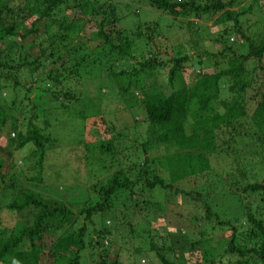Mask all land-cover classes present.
Listing matches in <instances>:
<instances>
[{
  "label": "trees",
  "instance_id": "trees-1",
  "mask_svg": "<svg viewBox=\"0 0 264 264\" xmlns=\"http://www.w3.org/2000/svg\"><path fill=\"white\" fill-rule=\"evenodd\" d=\"M144 1L152 13L163 16L148 21L146 14L147 19L142 21L140 9L135 13L134 7L129 14L136 22L125 27L122 21L126 16L117 12L111 0H0V138H8L5 149L0 147V206L15 218L12 227H0V264H79L86 249L92 264H121L116 258L106 260L105 250L110 245L104 240L111 235V229L123 237V233L134 234L135 225H142L141 231L150 237L164 231L151 227L155 213L167 221L166 225L181 226L185 216L190 220L189 205H177L176 213L168 209L169 194L193 202L209 201L203 200L201 193L204 188L211 190L209 183L216 182L234 201H243L245 194H261L264 198V177L260 182H246V166L240 162L245 157H257L264 163V73L256 72L264 66V36L253 40L244 34L238 21L242 11L231 9L236 0ZM215 15V25H229L217 33L221 49L205 53L214 71L199 72L191 81L179 82L186 57L160 59L168 39L164 34L169 25L164 23L190 19L184 24L191 37L196 34L198 20ZM39 22H43L44 29L47 26V31L41 32L46 39L34 46L35 54L30 58L19 43L25 37L34 39ZM91 24L94 30L88 37L83 32ZM229 36L237 37L240 46L235 40L229 43ZM235 46L239 51L233 50ZM250 62L258 69H250ZM92 76H103L106 87L101 89V83L90 99L84 97V90L70 89L76 82L68 87L70 82ZM4 91L13 99L23 91L22 102L26 105L32 96L29 103L39 109L36 116L46 117V105L54 104L82 122L98 117L108 138L85 147L92 152L88 159L97 169L108 171L114 167L104 182L95 180L89 188L74 183L49 194L39 178L45 150L53 149L56 142L45 133L49 123L43 119L40 128L33 123L34 117L20 118L23 112L15 100L7 101L9 107L15 108L16 116L5 120V99L1 97ZM47 98V104H43ZM102 98L118 102L114 106L119 110H114L110 120L112 124L118 122L119 128L99 116ZM78 106L81 109L77 110ZM23 124L25 129L21 130ZM135 125L141 126V141L133 149L143 157L139 163L131 162L127 154L133 142L138 141L134 137L131 145L127 140V130L132 131ZM244 140L252 145L247 146ZM25 146L32 148L28 158L34 159V176L18 172L22 165H16L13 159L11 150ZM160 152L162 170L150 171L153 158ZM225 159H231L232 166L225 167ZM214 160L221 172L211 166ZM154 194L161 195V201L147 204L148 196L153 198ZM199 207L206 220L213 218L216 225H228L217 219L206 204ZM262 215L264 208L260 206L251 211L244 205L241 210L240 227L252 240L250 248L236 242V228L231 225L224 247L220 245L222 255L215 253L216 248L198 251L197 241H179L173 232L166 233L171 235L167 245L161 242L158 247L150 239L149 248L157 264H185L187 256L195 257L193 253H198V264H214L222 256L229 258L226 264H264ZM93 216L100 218V228L93 230L90 238L86 228L92 226ZM105 216L113 223L109 230L101 222ZM191 222L198 228L194 216ZM166 257L177 262L170 263Z\"/></svg>",
  "mask_w": 264,
  "mask_h": 264
},
{
  "label": "rangeland",
  "instance_id": "rangeland-1",
  "mask_svg": "<svg viewBox=\"0 0 264 264\" xmlns=\"http://www.w3.org/2000/svg\"><path fill=\"white\" fill-rule=\"evenodd\" d=\"M130 1L131 0H111L112 5L117 10V12L121 16H126L122 21V24L125 27H130L136 22L135 18L129 14L133 11L132 8L134 7L137 9V11H134L135 13L140 9L139 19L142 21H145L147 19L146 14H148L149 17L148 21L156 20L158 16H163V14L162 16H160L156 13H152V11L147 6H145L146 1L144 0H138L139 2ZM193 1L199 2L201 0ZM224 1L227 2L228 0H222V2ZM127 7L129 8L126 9ZM231 9L234 11L236 10L237 12L242 11L243 14L239 15L238 21L246 36L251 37V39L253 40H255L259 35L264 36V2H262V0H236L235 5ZM71 15L69 16L71 17ZM205 18H201L200 20H198V27L196 28L197 31H194L196 32V34H192L191 37L190 34L186 32L184 24V21H189L190 19L187 20L183 17L182 19L177 20L180 22H169L168 20H166V22L164 23H167L169 25V29H166V32L164 34L168 39L165 40L166 43L163 45L165 48H162V51L165 52L166 55L161 51L159 53L160 59L164 60L173 55L177 57H186V62L183 64V72L181 77L179 78V82L181 83L191 81L193 79V75L198 74L199 72L211 73L214 71L211 63L207 61V56L205 55V53H210L221 49L222 44L220 42H217V33L220 29H222L224 26H228L229 24L224 23L221 25H215L213 21L216 18V15L212 17L206 16ZM192 21L195 20L192 19ZM157 22L159 23V25H162L163 23L161 20H157ZM35 30H37V32L34 39L33 36H30L25 37L20 43L18 42V40H16V42L21 44L25 50H28V55L30 58H32V55L35 54L34 46L39 41L46 39L45 36L41 34V32L43 30L47 31V26H45L44 29L43 22H39L35 25ZM93 30L94 26L93 24H91L85 27L83 33L84 35L91 37L89 32H92ZM234 37L235 36L228 37L230 39L229 43L230 41L235 40L236 46H240V42L237 40L238 38L235 37L234 39ZM236 46L234 48L232 47L235 52L239 51ZM90 48H93V45H91ZM136 60H138L137 57ZM198 61L200 65L198 64ZM250 64V69L253 67L258 69V66L255 63L250 62ZM258 70H256V72H259L261 73L260 75H262L264 73V66L263 68ZM252 75L254 79H256L259 83L262 82V80L256 74L252 73ZM157 81L162 82L161 77H157ZM102 82L103 76H92L90 78L84 77L82 80L70 82L68 87H71L75 83V86L70 89L75 91L84 90V97L90 99L93 95H95L96 88L99 87ZM102 87L105 88L106 85L102 83L101 89ZM136 93L139 92L136 91ZM23 94V91H21L16 96V98L13 99L10 93L5 91L2 92L1 97L5 99V105L2 107L6 112L5 120L10 121V115L16 116L17 112L15 111V108L9 107V102L7 101L15 100L16 102H18L17 104H19L23 112L21 113L22 116L20 114V118L29 119L31 117H34L35 122L33 123L40 128L43 127L42 120H47L49 125L45 129V133L49 134L50 138L56 141L53 149L48 150L49 147H47L45 150V158L42 162L39 173V178H41V186L45 187L46 191L50 194L54 192L56 188L61 190L62 188H65L68 185H72L74 183H79L78 185L83 184L82 186L89 188L90 185L95 182V180L100 183L104 182L106 175L112 172L114 167L112 166L111 169H108V171L106 169H97V167L93 165V162H90L88 159L92 152H87L85 147L86 144L98 142L102 139L108 138V135L104 132L106 127L103 125V122H99L98 117L89 118L88 120H86V122H82L74 114L70 115L69 113L62 112L58 110V108L54 104H47L48 98L43 99V104H47L46 107L48 110V115L46 117L36 116L39 112V109H33L32 105L29 103L30 99H32V96H29V100L26 105L25 102H22L24 101V99H22ZM116 103L118 102L102 98L99 101V116H101L106 122L109 121L108 125L111 124L112 126L119 128L118 125L120 124L118 122H114L113 125L111 121L113 119L114 110H119L114 106ZM248 106L252 107V103H249ZM76 109L79 110L81 109V107L78 106L76 107ZM124 119L129 120L126 116L124 117ZM139 119L141 120V116H139ZM140 127L141 126L139 125H135V128L132 129V131L131 129L127 130L128 142L131 143V145H133L134 143L132 148L127 150L129 151L127 153L129 154L128 159L133 163H139L143 159L142 156L133 151L134 147L137 146L141 141V137L138 133ZM24 129L25 125L23 124L21 130ZM9 137H11V135H9ZM134 137L138 138V141L132 143ZM7 139L8 138L6 136L0 138V147L5 149ZM244 143L247 146L252 145V143L245 140ZM241 144L242 141L240 140L239 146ZM31 150V146H25L23 149H20L18 151L11 150V152H13V159H15L14 162H16V165H22L21 170H15L22 173L25 177L34 176L36 174V171L33 169L34 159L28 158ZM162 157L163 153L160 152L156 157L153 158L155 160L151 162L152 164L150 165V171H154V168L156 169V172L162 170V168H160L164 164ZM230 160L231 159H225V167L232 166L234 162L231 163L232 160ZM121 162L129 164L123 160H121ZM240 162H244L246 166L244 168L246 174V182L253 183L261 181V179L264 177V163L260 158L245 157ZM220 165H223V163L220 162ZM211 166H213V169L217 172L222 171L221 166H217L215 160L211 163ZM209 186L211 190H209V188H204V191L201 193V195L203 196V200L209 199V201L193 202L188 201L187 198L169 194L167 200L169 201L167 204L168 209L172 210L173 213H176L175 211L179 210V207L189 205L191 209H188L190 220L188 221L187 216H185L186 221L183 222L184 224H182L181 226L166 225L167 221L162 217H159L158 213H155V220L151 221V227L164 231H157V233H152L151 235H149L150 237H148L146 233L142 232V225H135L133 227L134 234H126V236L123 233L122 237V234L119 235L118 233H115V231L113 232V229H111L113 227V223L110 219H108L109 217H103L101 219V222H105V227H107V229H111L110 231L112 232L111 235L104 240L107 241L108 245H110L108 246L109 248L105 250L106 260L112 262L116 258L121 264H157V260L154 258V254L150 251L149 247L151 244L149 245V240L152 239L153 244L157 245L158 247L160 246L161 242L167 245V243L170 241L171 235L169 234L168 236H166V233L172 232L175 233V236L177 237L176 239L179 241L184 240V242L186 243L188 242L185 241L186 238L192 241H197L198 251L204 248H216L217 252L215 251V253L222 255L220 245H223L224 247V244L227 241L226 231L229 230L228 225L234 226L236 228V242H242L240 244H244L247 248H250V246L252 245V240L250 238H246L247 232L245 231V228L241 229L240 227V225H242L243 223L241 210L243 209L244 205L248 206L251 211H254L257 206L264 208V198L261 196V194H245L243 195V201H234L232 199L233 196L230 195L229 192L224 191L221 188L220 184L215 182L210 185L209 183ZM1 187L2 185L0 184V188ZM2 196L3 193L0 189V197L2 198ZM148 200L149 201H147V204H150L151 201H161V195L154 194L153 198L148 196ZM203 203L210 208L211 212L217 216V219L223 221L224 223H227L228 225H216L217 221L213 218H211L210 221L206 220L203 216L202 208L199 207V205ZM77 209L78 206L73 208L74 211H76ZM147 209L150 210V208ZM141 216L144 217L143 214H141ZM193 216L198 221V228L196 224L194 225L191 222ZM262 216L264 219V215ZM99 220L100 218L98 216H93L92 226H87L86 231L89 233L90 238L94 236L92 231L100 228ZM14 223L15 218L11 214H8V212L4 210L3 206H0V227H12ZM166 228L167 232L165 230ZM112 239L115 240V243L113 244L110 242ZM88 252L90 255V251H88L87 249L83 252L82 260L79 264H92L91 259L93 258L91 255H88ZM138 252L142 254L140 257L138 255ZM192 255H195V257L187 256L185 264L199 263L198 253H193ZM166 259L170 263H174L175 261L177 262L176 259L171 257H166ZM219 259L221 263L226 264L229 258L227 256H222L221 258H217V260H214V264H219ZM253 264L263 263L254 262Z\"/></svg>",
  "mask_w": 264,
  "mask_h": 264
}]
</instances>
